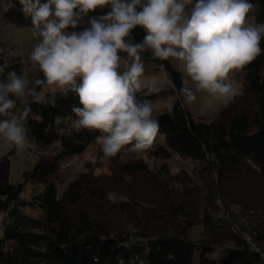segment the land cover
I'll return each instance as SVG.
<instances>
[{"label":"trees","instance_id":"16d2710c","mask_svg":"<svg viewBox=\"0 0 264 264\" xmlns=\"http://www.w3.org/2000/svg\"><path fill=\"white\" fill-rule=\"evenodd\" d=\"M250 2L257 21L264 23V0ZM20 8L19 0H9V8L0 10V22L31 25ZM145 35L137 27L130 39L140 43ZM0 48L16 51L5 44ZM261 49L246 67L242 96L224 106L216 121L198 124L178 101L169 113L155 117L160 133L150 149L132 152L126 145L106 156L99 148L98 168L81 173L62 195L53 181L62 162L82 154L101 133L65 124L74 119L72 107H82L74 92L67 105L61 99L56 107L33 103L25 126L39 162L24 174L22 184L14 185L11 160L0 158V211L7 216L0 264H264V204L247 215V223L234 214L222 190L243 173L264 177V39ZM140 55L143 63L171 70L169 60L153 58L151 49ZM4 61L25 79L43 78L32 61L25 76L21 53L15 58L0 53ZM171 77L181 90L182 76L173 72ZM161 94L140 90L137 96L152 101ZM177 159L182 161L179 171L168 165ZM106 164L110 173L96 175ZM28 182L43 184V189L22 199ZM197 228L202 230L199 239L193 237ZM219 252L216 262L212 255Z\"/></svg>","mask_w":264,"mask_h":264},{"label":"clouds","instance_id":"9594fccd","mask_svg":"<svg viewBox=\"0 0 264 264\" xmlns=\"http://www.w3.org/2000/svg\"><path fill=\"white\" fill-rule=\"evenodd\" d=\"M19 5L39 39L29 59L43 78L25 79L9 61L0 62V138L17 148L25 145L33 103L56 107L74 92L82 107L71 109L73 127L102 133L106 156L126 145L132 152L148 150L160 126L152 102L137 96L144 84L142 51L181 62L195 85V91L181 88L186 103L203 91L225 107L239 94L233 73L262 53L264 23L253 22L250 0H19ZM108 6L102 15H89ZM137 27L146 33L140 43L130 39ZM0 53L19 55L7 48ZM182 83L188 80L182 77Z\"/></svg>","mask_w":264,"mask_h":264},{"label":"rangeland","instance_id":"374dc122","mask_svg":"<svg viewBox=\"0 0 264 264\" xmlns=\"http://www.w3.org/2000/svg\"><path fill=\"white\" fill-rule=\"evenodd\" d=\"M8 8L9 0H0V10H7ZM109 10L110 6L104 9L98 8L95 12L89 13V15L99 16ZM256 14L257 10L255 7L253 12H251L249 15L250 17H255L253 21L254 23H259L256 19ZM32 31L33 29L31 25L17 27L13 24H4L0 22V46L1 44H5L8 47L13 46L18 53H21L25 65V76L29 73V70H27V64L31 62L29 59L30 53L35 45L39 42L38 38L32 36ZM120 55L123 59H127L126 53H120ZM168 60L171 70L159 68L156 66V64L152 63V61H144L146 66L145 74L142 78L144 84L141 90L149 91L150 87L155 86L158 89L155 91V93H163L151 101L154 109V117L169 113L172 107L178 101H180L184 108H187L192 113L193 118L198 124H210L216 121L224 106L203 91L196 92L197 99L191 104L186 103L181 91L176 90L171 74L176 72L180 74L185 80H188V83L183 84V87H190L195 91V85L190 80V78L187 77L180 61L174 58H169ZM246 67L247 65L243 69L234 72L232 75L233 81L239 88V94L236 97H240L243 94ZM153 81L155 82L154 85ZM48 92H50V89H44L45 94ZM69 94L70 92L65 94L66 97L60 98L63 100L64 105H67L68 103ZM235 98H233V100ZM72 121L73 120L69 118L67 121H65V124L73 125ZM102 135L103 134L101 133V136ZM26 137L25 145L22 148H17L11 142L0 138V158L8 156L11 160L9 181L14 185L22 184L24 181V174L32 171L39 162V155L36 151V147L31 143L27 134ZM101 147L102 140L98 137L82 154L76 157L67 158L62 162L60 171L54 176L53 179L59 195H62L68 185L75 181L81 173L89 169L98 168L99 162L97 160V154L99 148ZM181 162L182 161L180 159L172 160L168 162V165H170L173 170L179 171L181 169ZM95 172L96 175L99 176L110 173L109 164H106L105 168L103 169H97ZM30 182L24 185V189L20 195V198L30 199L33 192L42 191L43 184H31ZM222 187L225 197L230 203L229 205L233 206L232 208L234 214L239 215V217H245L247 223L250 220V217L247 215H254L255 212L257 213L256 209H258V205L264 204V177H261L258 174L243 173L242 176H239L236 180H234L233 183L229 184L228 186L224 185ZM27 212L36 218L41 217V213L38 211L28 210ZM6 218V213L0 211V237L3 233L4 222ZM193 237L198 239L201 238L202 230L197 228ZM221 256L222 254L219 252L212 255V259L217 262ZM195 257H198L197 252L195 253Z\"/></svg>","mask_w":264,"mask_h":264}]
</instances>
